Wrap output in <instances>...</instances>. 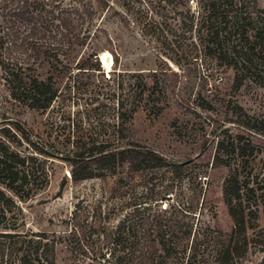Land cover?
Listing matches in <instances>:
<instances>
[{
	"label": "rangeland",
	"instance_id": "1",
	"mask_svg": "<svg viewBox=\"0 0 264 264\" xmlns=\"http://www.w3.org/2000/svg\"><path fill=\"white\" fill-rule=\"evenodd\" d=\"M113 1L101 32L71 57L73 74L54 76L59 96L50 108L14 101L0 82V138L23 152L53 156L38 155L49 159L51 177L23 203L27 228L64 237L56 264H116L120 220L133 210L167 207L173 219L200 232L193 249L194 235L184 241L185 264L189 256L190 264H264L263 204L247 240L240 237L232 258L226 253L234 226L223 196L229 168L214 164L218 141L243 134L255 147L247 171L264 188V135L242 126L250 121L264 129V85L254 80L264 76V65L238 73L226 55L206 48L198 14L206 0ZM244 4L253 19L264 16V0ZM240 73L247 76L242 84ZM143 82L150 89L141 97ZM101 144H136L166 165L134 170L126 164L115 174L74 182L69 160Z\"/></svg>",
	"mask_w": 264,
	"mask_h": 264
},
{
	"label": "trees",
	"instance_id": "2",
	"mask_svg": "<svg viewBox=\"0 0 264 264\" xmlns=\"http://www.w3.org/2000/svg\"><path fill=\"white\" fill-rule=\"evenodd\" d=\"M245 1L206 0L198 13L201 14L199 30L204 31L208 39L206 48L220 56L226 55L227 63L238 73L256 71L264 65V16L260 20L253 19ZM113 2L0 0V82L9 98L37 110L50 108L59 96L54 76L73 74L71 57L77 48L88 46L101 32V23L113 9ZM94 69L102 70L100 66ZM243 75L237 74L238 84L246 79ZM257 77L254 80L264 85V76ZM139 86L142 97L150 86L147 82ZM162 109L160 107L155 114ZM242 126L264 135V129L250 121ZM24 137L30 141L27 135ZM139 148L136 144L126 147L101 144L95 151L77 154L69 160L70 177L80 182L115 174L126 164L134 170L166 165L164 158L154 150ZM254 148L243 134H226L218 141L214 157L216 166L229 168L223 196L234 222L226 248L231 258L237 252L240 237L244 235L247 240L246 233L253 228L251 222L257 218L259 206L264 205V190L258 193L264 188L259 184L254 186L258 175L247 171V153H252ZM38 155L53 157L42 150L32 154L23 152L0 138V264H56L57 246L63 243L64 237L28 229L23 206L50 182L49 159H40ZM170 212L167 207L154 211L148 206L143 212L133 210L125 215L116 227V264H130V256L142 257L146 264H185L184 241L194 235L193 249L200 232L193 231V225L173 219ZM77 241L80 242V237ZM79 249L83 250L82 245ZM191 258L186 259L187 264ZM98 264L103 262L100 260Z\"/></svg>",
	"mask_w": 264,
	"mask_h": 264
}]
</instances>
